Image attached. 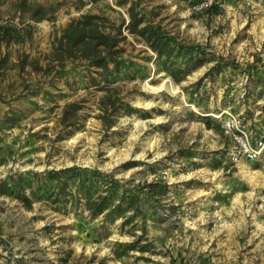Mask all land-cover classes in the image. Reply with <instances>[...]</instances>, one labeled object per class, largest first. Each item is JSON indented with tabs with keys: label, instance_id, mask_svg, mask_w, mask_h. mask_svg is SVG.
<instances>
[{
	"label": "rangeland",
	"instance_id": "rangeland-1",
	"mask_svg": "<svg viewBox=\"0 0 264 264\" xmlns=\"http://www.w3.org/2000/svg\"><path fill=\"white\" fill-rule=\"evenodd\" d=\"M17 1L0 0V264H264V0H27L57 7L41 22ZM130 6L197 47L183 81ZM84 14L119 40L107 75L54 52ZM234 118L257 158L233 154ZM100 193L122 211L90 213ZM139 237L149 251L116 256Z\"/></svg>",
	"mask_w": 264,
	"mask_h": 264
},
{
	"label": "trees",
	"instance_id": "trees-1",
	"mask_svg": "<svg viewBox=\"0 0 264 264\" xmlns=\"http://www.w3.org/2000/svg\"><path fill=\"white\" fill-rule=\"evenodd\" d=\"M119 4H123L119 2ZM18 11L22 14H28L29 19L34 22H41L48 19L50 14L57 10V7L44 6L39 3L28 2L27 0L17 1ZM129 24L127 29L130 33L140 36L144 42L157 54L162 68L173 78L176 83L183 81L190 73V64L199 65V53L194 54L197 47L186 46L175 42L160 31L158 27L144 25L145 17L137 10L136 6H130L128 9ZM104 17L97 14H84L79 19L72 20L62 30L61 36L56 39L53 49L60 59L84 58L91 61L93 65L100 68L105 75L111 73V66L118 65V54L122 50L116 35L107 32L104 25ZM144 25V26H143ZM8 26L0 25V33L9 32ZM179 57H183V63L187 67H181L177 63ZM124 109L127 112H135L129 104ZM66 188V183L62 185ZM11 188L7 182L0 183V193L10 194ZM109 194V193H108ZM22 201L29 204V199L25 195H20ZM130 203L133 202L134 209L138 210L136 199L128 196ZM121 201V200H120ZM129 203V204H130ZM87 210L94 215H101L106 210L112 212L117 209L122 211V204H114L109 195L98 194L94 199L86 201ZM129 222V221H127ZM140 244V237L131 243L116 242L114 253L118 258L131 250L147 252L152 243Z\"/></svg>",
	"mask_w": 264,
	"mask_h": 264
},
{
	"label": "built area",
	"instance_id": "built-area-1",
	"mask_svg": "<svg viewBox=\"0 0 264 264\" xmlns=\"http://www.w3.org/2000/svg\"><path fill=\"white\" fill-rule=\"evenodd\" d=\"M2 24L3 22L0 20V25ZM241 126L240 119H229L226 122V132L234 142L233 154L237 157L238 153L242 152L248 159L253 160L257 158L259 152L251 147L248 134L241 129Z\"/></svg>",
	"mask_w": 264,
	"mask_h": 264
}]
</instances>
